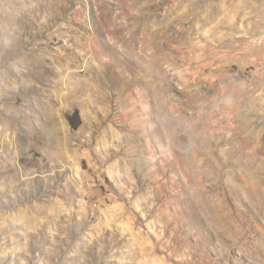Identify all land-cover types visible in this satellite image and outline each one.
<instances>
[{
    "label": "rangeland",
    "instance_id": "1",
    "mask_svg": "<svg viewBox=\"0 0 264 264\" xmlns=\"http://www.w3.org/2000/svg\"><path fill=\"white\" fill-rule=\"evenodd\" d=\"M0 264H264V0H0Z\"/></svg>",
    "mask_w": 264,
    "mask_h": 264
},
{
    "label": "trees",
    "instance_id": "2",
    "mask_svg": "<svg viewBox=\"0 0 264 264\" xmlns=\"http://www.w3.org/2000/svg\"><path fill=\"white\" fill-rule=\"evenodd\" d=\"M68 120L74 130H77L82 124L78 110H75L72 115L68 116Z\"/></svg>",
    "mask_w": 264,
    "mask_h": 264
},
{
    "label": "bare ground",
    "instance_id": "3",
    "mask_svg": "<svg viewBox=\"0 0 264 264\" xmlns=\"http://www.w3.org/2000/svg\"><path fill=\"white\" fill-rule=\"evenodd\" d=\"M226 46V45H225Z\"/></svg>",
    "mask_w": 264,
    "mask_h": 264
}]
</instances>
